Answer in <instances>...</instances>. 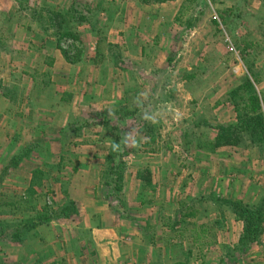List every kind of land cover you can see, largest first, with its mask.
Segmentation results:
<instances>
[{
	"label": "rangeland",
	"instance_id": "obj_1",
	"mask_svg": "<svg viewBox=\"0 0 264 264\" xmlns=\"http://www.w3.org/2000/svg\"><path fill=\"white\" fill-rule=\"evenodd\" d=\"M17 1L0 0V264H264V234L261 245L225 259L236 253L231 250L243 225L214 200L258 204L264 152L247 142L219 151L210 163L204 158L208 149L195 157L196 147L185 145L201 136L213 141L215 126L236 121L227 96L251 74L264 93V0ZM73 10L84 16L94 11V27L75 22L83 45L58 36L57 14ZM47 39L62 55L59 45L69 52L64 67L53 68L43 48ZM53 69L67 76L52 77ZM150 70L164 73L163 91L139 98L145 79L140 72ZM190 74L195 77L186 79ZM125 81L133 82L132 91ZM50 103L61 113L42 110ZM61 135L64 143L55 141ZM87 155H93L83 162L95 189L89 182L85 192L91 202L105 204L99 211L105 233L92 236L91 205L79 212L74 198L83 191L72 184L83 169L75 157ZM138 173L151 176V185L141 183ZM69 200L78 217L71 213L41 225L22 244L11 241L20 222L36 220L37 209L67 206Z\"/></svg>",
	"mask_w": 264,
	"mask_h": 264
},
{
	"label": "trees",
	"instance_id": "obj_2",
	"mask_svg": "<svg viewBox=\"0 0 264 264\" xmlns=\"http://www.w3.org/2000/svg\"><path fill=\"white\" fill-rule=\"evenodd\" d=\"M168 1L176 0H143L142 3L145 5H150L153 3H166ZM185 1L192 2L193 0ZM18 4L19 6H24V2L19 1ZM93 13L94 11H90V13L88 14H91L90 16H92L94 19ZM90 16H84L81 13H76V11H74V13H68L67 15L57 14L56 19H61L58 22V36L60 35L59 38L66 39L68 42H74L73 40H75L78 41L79 44H82V34L79 31L75 30L76 24H84L86 22H89L93 26L95 23L93 22L94 20H92V17ZM216 23L218 24V22ZM91 32L93 36H99V33L98 31H96V28H93ZM58 36H56V38ZM60 39L58 40L60 41ZM58 47L63 52L64 58L66 60H70L69 52L64 50V48H62L60 45ZM97 53H99V51ZM49 64L52 65V62H49ZM194 77L195 76L190 74L186 76V79L191 80ZM260 83V78H257L256 74H251V78L244 79L240 85L231 90L228 93L226 103L229 104L230 108L232 109V112L235 114L236 121L233 124H220L215 126L214 129L216 130V135L213 141L202 142V136L198 137L197 140L195 137L192 138V140H189V142L186 141L185 145L187 146V150H190V147L194 145L196 147L195 151L197 152V154H195L196 157L199 154L200 149L203 151H207L205 150V148L208 149L209 152L204 154V158L210 161V163L212 162L215 155H218L219 151L223 149L239 148L243 145L245 146L247 142L250 144L251 147L259 149V151L261 152H264V93L260 92V90H258V88L256 87ZM1 88L2 85L0 84V89ZM205 125H209L208 122H205ZM154 142L155 141L153 138L147 143ZM22 155L23 154L20 153L14 158V160H12V164L14 165V167L21 160ZM124 156H126V152L121 154V158ZM120 164L123 168H118L121 172L118 174V177H116V182H119V184L123 181V173L125 171L124 164L122 162ZM8 170L9 168H5V173ZM228 172L230 173V171ZM113 173L114 172L112 171L111 174ZM143 175L145 174L138 173V178L141 179V183L146 180L148 185L150 186L151 176L149 177L148 175V179H145L143 178ZM0 178L2 180L3 176L1 175ZM33 179L37 180L38 175L34 174ZM29 187L30 194H33L34 186L31 185ZM143 188L144 186L141 185V189ZM214 200L221 202L223 205H227L230 211L235 215L236 219L243 225L238 243L233 248V250H231V252L236 253L232 254L228 252L225 256L226 260H229L230 256H232V258L230 259L232 260L236 257L237 253L240 254L242 252H248L252 250L255 246L261 245V237L264 234V196L261 197L258 204L252 205L244 204L240 201L221 200L220 198H214ZM67 204V206L62 205L57 206L55 208L51 205L44 206V209H42L41 211L37 209L36 220L32 219L30 221L20 222V224L15 227V229L10 235L11 241L22 244L24 241L27 240L28 234L26 235V233L35 231L41 225L50 224L56 219L69 218L72 215L71 213H73V215L75 214V216L78 217L79 213L76 209V204L71 200H69ZM19 207L23 208L24 206L20 205ZM28 209L32 210L33 207L31 208L28 205ZM191 215L193 216L194 213H192ZM145 251L146 250H142V253H144ZM50 257L54 258L55 254L52 252ZM42 260L45 262L46 260L50 259L48 258L46 260ZM53 263L65 264V261L59 260Z\"/></svg>",
	"mask_w": 264,
	"mask_h": 264
},
{
	"label": "crops",
	"instance_id": "obj_3",
	"mask_svg": "<svg viewBox=\"0 0 264 264\" xmlns=\"http://www.w3.org/2000/svg\"><path fill=\"white\" fill-rule=\"evenodd\" d=\"M2 3H5L4 2V0H2ZM43 48H44V50H45V53L47 52V55H48V57H50V59H51V61H53L54 62V64H53V68H61V67H64V64H66V62H65V59H64V57H63V55H62V53L57 49V46H56V43L54 42V41H51L50 39H47L44 43H43ZM142 52V51H141ZM122 57V59H123V61H124V57H126V54H124V55H122L121 56ZM129 58V57H128ZM154 58V57H153ZM140 60H142V55H141V57L139 58ZM93 60V59H92ZM131 60H133V58H129V61H130V63H131ZM154 60V59H153ZM157 59H155V61H156ZM137 63V62H136ZM153 64H155V62H152ZM55 69H53V73L51 74V76L52 77H57V76H67L66 75V73L67 72H58V71H55ZM59 69H57V70H59ZM169 75L170 74H172L171 72H167ZM164 73L163 72H161V71H158V70H150V71H148V72H144V71H141L140 72V75H141V77L142 78H145L144 80H146V81H144V80H142L143 81V83H141L140 84V86L141 87H139V90L138 91H136V94H138L139 95V98H141V95L142 94H149V95H154V93L155 92H157V91H163L162 89H161V87H164V86H162V84L161 83H163V78L161 77L162 75H163ZM112 76V75H111ZM126 75H124L123 77H125ZM148 78H153V80H152V82L150 81H148L147 79ZM147 81H148V83H147ZM132 83L133 82H128V81H125L124 82V85L126 86V88L128 89V91H129V89H131L130 87L131 86H129L128 84H131L132 85ZM149 83H150V85H149ZM165 83H167V82H165ZM161 84V85H160ZM83 85V84H82ZM142 85H143V87H142ZM159 85H160V88H159ZM169 88V87H168ZM79 89H85V88H82V86H81V88L79 87ZM130 91H132V89L130 90ZM19 92H21V94H23V92H24V90H21V91H19ZM87 91H83L82 93H79V99H80V101L82 102V100H83V96L85 95V93H86ZM95 92H96V90H94L93 92H91V97H92V99L90 98V100H94V94H95ZM134 93H135V91H134ZM81 94V95H80ZM147 95H146V97H147ZM134 96H135V94L133 95V96H131V97H133L134 98ZM86 99H88V98H86ZM129 99V98H128ZM89 100V101H90ZM133 101H135V102H137V100H133ZM147 103H145L144 104V106L145 107H148L150 104H151V102H150V100L148 99V97H147ZM95 102H97V101H95ZM9 103V102H8ZM92 103H93V101H92ZM154 104H155V106L156 107H160L161 106V103H160V101L159 102H157V101H155V102H153ZM11 103H9V107L11 106L10 105ZM38 105H40V104H38ZM46 104H43V107L44 108H42L41 106H38V108H42V110H45V111H51V110H59V112L61 111V109H62V107H57L56 106V103L53 105L52 103H50L49 105H47V106H45ZM149 111H151V112H153L152 110H149ZM61 113V112H60ZM60 116H62L61 114H60ZM63 133V132H62ZM65 136H66V134H65ZM65 136L64 135H61L60 137V139H56L55 140V138H53L55 141H59V142H62V143H64L65 142ZM54 140H52V142L54 141ZM148 142V141H147ZM49 151H50V153H52L53 152V149H52V147H50L49 149H48ZM56 150V149H55ZM57 152H59V151H57ZM60 155H62L61 157H63V154H60ZM89 156L90 155H87V157H84V156H80V157H75V158H78L80 161H81V164H82V167H83V169H81L80 168V170L79 169H77L76 170V173H77V175H79V176H81L77 181L75 180V179H73V181H72V184L73 183H76V184H79V189L81 190V191H83V195L82 196H80V195H76L75 196V198H74V202L78 205L77 207H78V209H79V212L81 213L82 212V208H84V207H87V206H89V205H91V212H92V215H91V220H88V222L91 224V226H90V228L89 229H92V231L90 232L91 233V236L95 233V231H96V233H101V234H103V233H105L104 231H103V227L101 226V221H103V218L99 215V214H101V212H99L100 211V208L101 207H105V204L104 203H102V201H97V200H95V199H93L92 200V202L89 200L90 199V196L85 192V191H89L88 190V184H89V182H91L92 184L94 183L93 181H90V180H93V178L92 177H90V176H88V174L87 173H89L91 170L90 169H86V165H84V159L86 160V159H90L89 158ZM60 157V159H59V161H60V165H59V168H58V170H60V168L62 169V158ZM65 157V156H64ZM87 161V160H86ZM80 167V166H79ZM102 178V177H101ZM75 180V181H74ZM94 180H97L98 182H97V187L102 183L101 182V180H100V178H94ZM72 184H71V186H72ZM103 184V183H102ZM102 184H101V187L104 189L105 187L104 186H102ZM94 185V184H93ZM75 188H76V186H73V192H75ZM94 189H95V185H94ZM102 189V190H103ZM95 214H97L98 215V217H97V219H96V217L95 218H93V216H95ZM100 226V227H99ZM100 230V231H99ZM112 232H114V230L112 231Z\"/></svg>",
	"mask_w": 264,
	"mask_h": 264
}]
</instances>
